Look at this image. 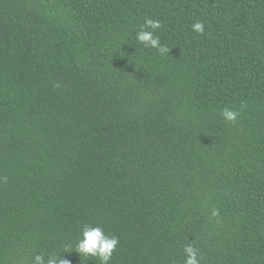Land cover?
Returning <instances> with one entry per match:
<instances>
[{"label":"trees","instance_id":"obj_1","mask_svg":"<svg viewBox=\"0 0 264 264\" xmlns=\"http://www.w3.org/2000/svg\"><path fill=\"white\" fill-rule=\"evenodd\" d=\"M85 223L111 264H264V0H0V264H99Z\"/></svg>","mask_w":264,"mask_h":264},{"label":"clouds","instance_id":"obj_2","mask_svg":"<svg viewBox=\"0 0 264 264\" xmlns=\"http://www.w3.org/2000/svg\"><path fill=\"white\" fill-rule=\"evenodd\" d=\"M161 27L158 19H146L136 33V40L145 47L156 49L160 56L169 55L170 47L163 44L155 34V31ZM148 29H151L149 31ZM192 30L203 34L205 25L198 21L192 26ZM239 111L225 107L221 115L226 121L235 122L239 116ZM216 215L217 213H213ZM119 245V237L109 235L103 226L85 223L81 228L80 238L75 243V251L84 257H94L99 260V264H111L113 254ZM64 252L71 253L70 246H65ZM184 264H200L202 257L199 249L189 243L184 248ZM60 256L49 255L47 259L44 255L36 254L33 257L32 264H70L67 260H60Z\"/></svg>","mask_w":264,"mask_h":264}]
</instances>
